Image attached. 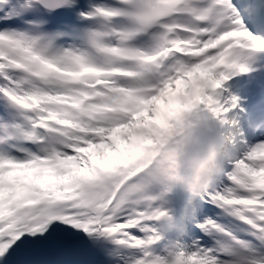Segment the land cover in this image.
<instances>
[{
    "label": "snow or ice",
    "instance_id": "6c2138e0",
    "mask_svg": "<svg viewBox=\"0 0 264 264\" xmlns=\"http://www.w3.org/2000/svg\"><path fill=\"white\" fill-rule=\"evenodd\" d=\"M0 264H264V0H0Z\"/></svg>",
    "mask_w": 264,
    "mask_h": 264
},
{
    "label": "bare ground",
    "instance_id": "6f19581e",
    "mask_svg": "<svg viewBox=\"0 0 264 264\" xmlns=\"http://www.w3.org/2000/svg\"><path fill=\"white\" fill-rule=\"evenodd\" d=\"M207 212V209L205 210V213Z\"/></svg>",
    "mask_w": 264,
    "mask_h": 264
}]
</instances>
